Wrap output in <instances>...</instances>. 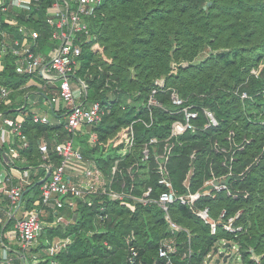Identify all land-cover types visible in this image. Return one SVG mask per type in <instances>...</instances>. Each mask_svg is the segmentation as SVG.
Here are the masks:
<instances>
[{
    "label": "trees",
    "instance_id": "1",
    "mask_svg": "<svg viewBox=\"0 0 264 264\" xmlns=\"http://www.w3.org/2000/svg\"><path fill=\"white\" fill-rule=\"evenodd\" d=\"M44 17L41 11L40 17L30 23L41 30V42L46 50L54 43L48 38L50 28ZM88 23L95 37L83 48L79 76L88 82L89 99L106 102L107 94L112 92L116 100L94 127L98 134L95 142L90 141L87 133L76 135V144L83 154L98 158V165L109 174L114 161L98 155L103 150L117 151L126 145L131 122L138 117L148 119L146 103L154 80L165 76L168 85L177 87L199 109L198 129L180 135L181 143L175 144L169 161L170 177L178 191L187 190L183 182L193 165L191 190L209 188L205 185L207 179L228 171V166L221 165L225 161L223 153L213 147L215 139L225 141L231 129L237 131L238 140L243 134L253 137L247 148L233 154L237 159L233 161L234 174L226 177L229 184L236 179L237 188L249 194L231 196L220 191L198 202L199 206H210L213 215L222 208L227 209L229 216L241 211L236 224L242 228L236 233L220 228L218 234H212L209 225L187 205L176 202L170 210L172 218L189 231L191 238L186 230L177 233L178 255L173 257L174 261L205 264L207 254L226 236L238 244L241 264H258L254 254L260 255L264 264V154L261 162L252 165L244 176L239 175L264 147V66L259 76L251 74L253 67L264 63V0H101L88 17ZM203 52L208 55L202 57ZM172 60L180 62L174 70H170ZM11 61L7 59L0 71V83L16 87L27 77L16 73ZM110 71L114 73L112 77ZM91 72L93 76L88 78ZM108 80L111 85L106 86ZM244 92L247 97L242 96ZM160 97L169 102L168 93H161ZM201 106L215 112L219 119L217 127H203L206 118ZM154 111L152 126L134 123L135 155L121 165L127 166L138 159L142 146L151 137L170 136L172 122L182 117L160 107H154ZM24 131L29 144L20 151L28 160L25 165L38 172L23 198L27 208H41L39 179L45 171L41 166L39 141L42 137L51 140L57 132L61 139L64 133L57 124L35 122L31 113ZM110 140L112 143L108 144ZM51 155L55 162L60 161V156L52 150ZM231 155L228 154V160ZM19 164L24 165L20 161ZM150 164L152 167L155 164L153 157ZM125 177L130 184V178ZM156 180L154 172L137 179L141 185L155 186ZM101 205L98 199L93 205L77 199V217L65 225L54 224V212L47 208L41 213L45 225L39 247H49L56 236L70 237L71 242L39 261L26 255V264H133L132 248L138 251L136 264L140 261L166 264L159 249L164 238L172 233L157 205L107 200L104 211ZM105 212L108 216L101 219L99 214ZM16 218L12 216L0 222V242L6 244L4 234L14 229ZM14 249L10 252L17 255ZM183 254L186 256L181 258ZM17 264H23L20 258Z\"/></svg>",
    "mask_w": 264,
    "mask_h": 264
},
{
    "label": "built area",
    "instance_id": "2",
    "mask_svg": "<svg viewBox=\"0 0 264 264\" xmlns=\"http://www.w3.org/2000/svg\"><path fill=\"white\" fill-rule=\"evenodd\" d=\"M100 2L101 0H0V71L5 68L6 60L10 58L16 73L27 77L16 87L0 83V207L3 197H6L8 217H17L12 233L25 255L42 233L45 222L41 219V213L47 208L54 212V224H67L77 216L79 198L89 205H93L98 199L103 211L106 209L104 202L107 200L133 205L155 204L164 212L172 233L162 241L159 255L166 259V264H179L173 258L178 255L177 233L186 229L172 218L170 210L174 203L187 205L209 225L212 234H218L220 228L234 233L242 228V225L236 224L241 211L229 216L227 209L222 208L217 215H213L210 206L198 205L202 197H213L220 191L237 196L226 180L228 175H233L232 169L224 178L212 176L207 179L205 185L209 188L191 190V172H187L183 182L186 191L181 192L174 187L168 168L169 161L175 144L181 143L180 135L189 129H198L196 119L199 117V109L196 104L188 102L177 87L168 85L165 76L154 80L146 103L148 119L138 117L131 122L126 153L115 160L109 174L94 159L83 154L80 146L76 144V135L87 133L90 141L95 142L98 134L93 129L109 113L112 101L116 100L112 92L107 94L106 102L89 99L88 82L79 76L83 48L95 37L89 27L88 17L95 12ZM41 11L44 13L46 25L50 28L48 38L54 43L46 50L42 46L41 30L30 23L40 17ZM207 55L208 52L201 54L202 57ZM161 93H168V103L172 108L160 97ZM242 96L247 97V93L244 92ZM37 98L46 102L45 111L33 108ZM154 107H160L171 114H181L182 117L172 122L170 136L151 137L142 146L138 159L129 162L127 166H121V163L129 161L131 155H135L134 123L143 122L147 127L152 126L155 121ZM201 108L206 118L203 127H217L219 119L215 112L209 107ZM30 113L35 122L57 124L64 133L61 139L57 132L51 140L42 137L39 141L43 159L41 166L45 171V175L39 179L42 183L41 208H27L23 199L38 172L32 166L19 164L20 148L29 144L24 123ZM158 146L165 149L159 151ZM51 150L60 156L59 162L54 161ZM152 157L155 162L153 167L150 164ZM192 157H195V153ZM152 172L157 175L156 186L138 183L139 177H149ZM126 175L131 180L130 184ZM64 210H70L74 219L67 218ZM107 216L108 212L99 214L101 219ZM3 221L0 217V222ZM187 232L190 240L191 235ZM69 242L70 237L53 240L49 250L57 252ZM226 242L231 245L223 248ZM3 247L6 246L2 241L0 249ZM216 247L219 249L215 250ZM221 250L229 253V257L235 251L240 257L238 244L223 236L213 251L207 254L205 264H213L220 257ZM131 252V261L136 264L138 251L132 248ZM185 256L183 254L181 258ZM253 257L261 264L260 255L254 254ZM0 264L17 263L13 256L5 254L0 257ZM23 264H26V256ZM139 264L156 262L140 261Z\"/></svg>",
    "mask_w": 264,
    "mask_h": 264
},
{
    "label": "rangeland",
    "instance_id": "3",
    "mask_svg": "<svg viewBox=\"0 0 264 264\" xmlns=\"http://www.w3.org/2000/svg\"><path fill=\"white\" fill-rule=\"evenodd\" d=\"M179 63L180 62H178L176 60H172L171 65H170V70H174L176 68V66H178ZM174 64H176V66ZM263 66H264V63L260 64L258 67H253L251 69V74H253L255 76H259L260 71L262 70ZM100 69H101V71H103V68L100 67ZM113 75H114V73H112V71H110L109 77H112ZM92 76H93V73L91 72V74L88 76V78H91ZM109 85H111V82L108 80L106 82V86H109ZM110 90H113V89H110ZM252 141H253V137L250 135H247V134H243L242 137L238 140L237 139V131L235 129H231L226 134L225 141L222 142L219 139H215L214 145H213L215 151L222 152L224 155L223 160H225V161H222L223 163L221 162V165H223L225 167L228 166V171L225 172V174L228 173L231 169H232V173L234 174L233 167H234V163L236 162L237 159H235L233 154L239 150L247 148V146ZM108 142H109L108 144H110V143H112V140H110ZM92 145H95V143ZM101 148H103L102 145H101ZM157 149L159 151H161L162 149L164 150L165 148H163V146H158ZM124 153H126V145L123 146L121 149H117V151L115 149L103 150L98 156L105 158L106 160H111V162L112 161L115 162V160L118 158H121L124 155ZM230 153L232 155L230 156V159L228 160V154H230ZM263 154H264V147H263L262 151H260L259 153H257L256 155L253 156V159L244 167V169L241 171V173L239 175L244 176L251 169L252 165H255V164H258L259 162H261V160L263 158ZM92 158H94V160L97 162L98 158H96V157H92ZM226 160H227V163H226ZM233 161H234V163H233ZM121 164H123V163H121ZM121 166H124V165H121ZM188 172H191V174H194V165L189 169ZM225 174H221L219 176L216 175V176L224 178ZM236 181L237 180L234 179L233 181L230 182L229 187H230L231 191L233 193H236L237 196L239 194H244V196H247L249 194V192L248 191H242V190H240V188H237V185L235 183ZM43 238H44V236H43ZM41 245H42V240L39 238L32 246H36V248L38 250H41L42 248H44V247H39ZM48 252H50L48 255H51L52 253H54L53 251H51L49 249H48ZM0 255H1V251H0ZM46 256L47 255H45V257ZM240 261H241V259L238 257V254L235 253V251H234L233 255L231 257H229L227 261H222L220 264H236V262H240Z\"/></svg>",
    "mask_w": 264,
    "mask_h": 264
},
{
    "label": "crops",
    "instance_id": "4",
    "mask_svg": "<svg viewBox=\"0 0 264 264\" xmlns=\"http://www.w3.org/2000/svg\"><path fill=\"white\" fill-rule=\"evenodd\" d=\"M46 102L42 99V98H37L35 104H34V109L36 110H40V111H45L46 110ZM5 145H7V143H5ZM22 164H26L28 162V160L26 159V157L21 153V158L19 160ZM24 199V198H23ZM2 205L0 207V217L4 220L7 221L8 220V215H7V208H6V202L8 201L6 197H3L2 200ZM5 201V202H4ZM64 213L66 214L67 218H73L74 214L70 211V210H64ZM18 215H21L20 213ZM77 217V216H76ZM75 217V218H76ZM74 219V218H73ZM3 221V222H4ZM65 225V224H64ZM5 238H6V247L1 248V255H10L13 256L15 258V262L17 263V258H20V261L23 262L24 257L26 255L31 256L34 260L39 261L41 259L46 258L45 255H48L50 252H48L49 247H44L41 250H38L36 248V246H32V248H30V250H28L26 252V254L24 255V252H22L20 245L17 241V239L14 237L12 230L7 231L4 234ZM61 237H54L53 240L56 239H60ZM15 249H14V248ZM10 249H14L18 254L17 255H13V253L10 252Z\"/></svg>",
    "mask_w": 264,
    "mask_h": 264
},
{
    "label": "water",
    "instance_id": "5",
    "mask_svg": "<svg viewBox=\"0 0 264 264\" xmlns=\"http://www.w3.org/2000/svg\"><path fill=\"white\" fill-rule=\"evenodd\" d=\"M230 242H226L223 244V248L230 247ZM219 248L216 247L215 250H218ZM229 257V253H227L225 250L220 251V257L216 259V261L213 264H220L222 261H227ZM135 264V263H133ZM236 264H241L240 262H237Z\"/></svg>",
    "mask_w": 264,
    "mask_h": 264
}]
</instances>
